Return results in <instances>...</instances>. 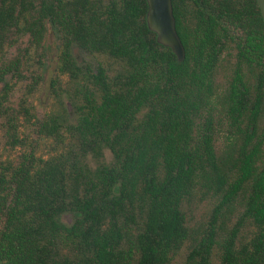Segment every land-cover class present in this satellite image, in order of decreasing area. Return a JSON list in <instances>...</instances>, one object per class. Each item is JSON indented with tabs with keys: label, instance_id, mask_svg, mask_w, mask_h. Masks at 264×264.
Returning <instances> with one entry per match:
<instances>
[{
	"label": "trees",
	"instance_id": "obj_1",
	"mask_svg": "<svg viewBox=\"0 0 264 264\" xmlns=\"http://www.w3.org/2000/svg\"><path fill=\"white\" fill-rule=\"evenodd\" d=\"M171 2L0 0V264H264L260 10Z\"/></svg>",
	"mask_w": 264,
	"mask_h": 264
},
{
	"label": "water",
	"instance_id": "obj_2",
	"mask_svg": "<svg viewBox=\"0 0 264 264\" xmlns=\"http://www.w3.org/2000/svg\"><path fill=\"white\" fill-rule=\"evenodd\" d=\"M146 23L150 31L156 34L159 44L171 49L178 62L185 58L184 47L175 28L171 0H146ZM264 23V0H256Z\"/></svg>",
	"mask_w": 264,
	"mask_h": 264
},
{
	"label": "rangeland",
	"instance_id": "obj_3",
	"mask_svg": "<svg viewBox=\"0 0 264 264\" xmlns=\"http://www.w3.org/2000/svg\"><path fill=\"white\" fill-rule=\"evenodd\" d=\"M56 46H57V39L55 35L51 33L49 36L48 56H47V59H45V74H44V84H43V87L45 90L48 88L49 79L52 74V65L55 59V55H56ZM76 56L79 60L83 58L79 52L76 53ZM225 75H226V72H225V69H223L218 75L217 83L219 82L220 85H223L225 82ZM44 101H45V94L43 93L40 97V102H39L40 112L46 107V103ZM67 109L70 110L69 107H67ZM105 155L107 159H110V154L107 151H105ZM199 214H200V211L196 213V215H199ZM61 221L64 224L69 225L72 223L73 218L71 215L66 214L61 217Z\"/></svg>",
	"mask_w": 264,
	"mask_h": 264
}]
</instances>
